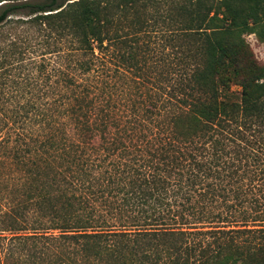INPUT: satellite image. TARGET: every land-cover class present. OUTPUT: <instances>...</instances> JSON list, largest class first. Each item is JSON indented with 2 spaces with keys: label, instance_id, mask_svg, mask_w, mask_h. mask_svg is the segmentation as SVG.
I'll list each match as a JSON object with an SVG mask.
<instances>
[{
  "label": "trees",
  "instance_id": "16d2710c",
  "mask_svg": "<svg viewBox=\"0 0 264 264\" xmlns=\"http://www.w3.org/2000/svg\"><path fill=\"white\" fill-rule=\"evenodd\" d=\"M250 34L264 0H0V264H264Z\"/></svg>",
  "mask_w": 264,
  "mask_h": 264
},
{
  "label": "rangeland",
  "instance_id": "374dc122",
  "mask_svg": "<svg viewBox=\"0 0 264 264\" xmlns=\"http://www.w3.org/2000/svg\"><path fill=\"white\" fill-rule=\"evenodd\" d=\"M245 41L248 43L250 50L253 53L254 58L261 64H264V47L263 45L257 40L254 34L245 35ZM238 90V87H234Z\"/></svg>",
  "mask_w": 264,
  "mask_h": 264
}]
</instances>
